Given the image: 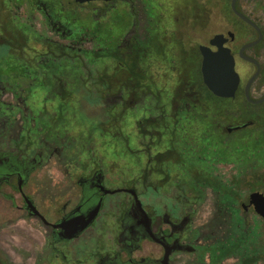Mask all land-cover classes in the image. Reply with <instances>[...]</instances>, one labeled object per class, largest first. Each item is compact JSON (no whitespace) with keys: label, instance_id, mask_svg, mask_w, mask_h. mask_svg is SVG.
I'll return each instance as SVG.
<instances>
[{"label":"flooded vegetation","instance_id":"flooded-vegetation-1","mask_svg":"<svg viewBox=\"0 0 264 264\" xmlns=\"http://www.w3.org/2000/svg\"><path fill=\"white\" fill-rule=\"evenodd\" d=\"M139 2L0 0V201L45 229V264H210L205 252L215 263L214 246L200 244L194 227L203 191L231 220L253 211L228 194L217 169L264 149V27L236 1L260 32L240 54L259 33L230 3L235 18L220 7L244 25L229 21L232 31L217 33H233L224 46L239 76L234 96L220 98L202 82L198 51L216 34L194 45L193 27L171 6ZM188 69L197 87L178 85ZM7 93L11 101L2 99ZM125 118L140 141L133 152L121 133ZM95 140L111 156L119 141L122 154L140 158L137 177L114 178ZM53 159L64 167L59 180L36 181ZM105 235L111 241L101 251ZM85 236L88 243L75 245Z\"/></svg>","mask_w":264,"mask_h":264},{"label":"rangeland","instance_id":"rangeland-1","mask_svg":"<svg viewBox=\"0 0 264 264\" xmlns=\"http://www.w3.org/2000/svg\"><path fill=\"white\" fill-rule=\"evenodd\" d=\"M159 1L171 6L170 8L177 13L179 20L193 27L190 38L194 45L206 44L214 34H225L226 31H232L228 24L229 21L232 23L231 27L236 26L237 29H241L244 26L237 20L226 17L222 13L220 2L216 0L210 4H203L198 0H147L151 4H158ZM135 2L140 4L139 0ZM239 6L246 15L264 27V0H240ZM137 15V20L142 21L143 14L139 12ZM259 59L264 62V53L260 54ZM187 73L188 76L194 77L192 69H188ZM34 95L41 99L39 94ZM2 99L11 101L12 98L7 93ZM133 123V119L125 118L121 125V133L129 136L131 152L139 148L140 143ZM97 143L102 144V146L98 145V148L105 152L104 159L113 161L110 174L114 178L123 176L133 180L137 177L140 158L137 160L138 157L133 156L132 153L122 154L123 147L119 141L117 144L114 143L113 156L110 153L111 149L104 146L105 140H99ZM258 162L257 159H253L241 165H227L217 169L228 194L234 193L237 201L243 205H247L249 193L264 192V184L261 186L257 184L258 180L264 183L263 177L258 180L256 177L257 175L264 176V166L259 168ZM63 168L62 164L53 159L48 163L49 173L46 169L40 170L35 179L40 183L43 181L57 182L60 178L59 172ZM35 201L41 204L40 197L35 196ZM21 215L22 213L11 210L8 202L0 201V263L45 264L41 259L46 245L45 229L33 218L20 219ZM241 215V220H231L229 210L218 204L216 195L209 189L203 191L195 211L194 227L200 230L202 236L199 243L214 246L217 254L214 255L215 263H211V253L205 252L204 261H210V264H239V261H243V264H264V220L252 210H249L247 214L241 211ZM81 240L75 245L88 243L87 236ZM110 241V235L102 236L99 239V250L108 249ZM219 253L226 256L225 261H220L221 254Z\"/></svg>","mask_w":264,"mask_h":264},{"label":"water","instance_id":"water-1","mask_svg":"<svg viewBox=\"0 0 264 264\" xmlns=\"http://www.w3.org/2000/svg\"><path fill=\"white\" fill-rule=\"evenodd\" d=\"M75 1L83 3L95 0ZM236 1L237 0H230V10L232 13L242 22L256 29L259 33V38L256 41L242 47L240 51L241 54L243 50L253 47L259 42L260 32L251 20L236 10ZM228 38L232 40L233 33L228 32L227 38H225L223 34H216L209 40V46H198V51L201 56L200 73L202 82L214 96L220 98H232L239 84V76L234 68L235 64L233 56L231 55L230 50L224 46ZM210 47H215L216 50L212 51ZM243 59L257 65V63L252 59L245 57H243ZM253 78L250 79L249 83ZM25 204L31 213L35 215L37 214L35 208L29 200L26 199ZM247 204L252 207L253 212L258 217L264 220V193L258 191L249 193Z\"/></svg>","mask_w":264,"mask_h":264},{"label":"trees","instance_id":"trees-1","mask_svg":"<svg viewBox=\"0 0 264 264\" xmlns=\"http://www.w3.org/2000/svg\"><path fill=\"white\" fill-rule=\"evenodd\" d=\"M198 1H200V2H203V4L205 3V4H210V3H212V1H214V0H198ZM217 2H220L219 3V5L222 7V10H223V13L227 16V15H229V16H232L233 18H235L234 16H233V14L231 13V11L229 10V8H228V6H229V3H230V0H216ZM203 6V5H202ZM128 72H129V74H132L134 77L136 76V73L135 72H133V70H131V69H129L128 68ZM191 75V74H190ZM177 82H178V85L180 86V87H185V86H191V85H193V86H198L199 85V81H198V78H197V75H196V73L194 72V77H192V76H188V74H186V75H179L178 76V78H177ZM85 99H89V96H87V97H85ZM257 149H260L259 147L257 148ZM264 150V149H263ZM262 150V152L260 153H258L257 155H256V157H251V158H248L247 159V161H252L253 159H257L259 162V164H257V166L260 168V167H262V166H264V151ZM261 162V163H260ZM244 163H246V162H243V164ZM264 168V167H263ZM257 177V180H258V178H264V176H262V175H257L256 176ZM257 184L259 185V186H261L262 184H264V183H262V182H260L259 180H258V182H257ZM227 194V193H226ZM244 239H245V237H243Z\"/></svg>","mask_w":264,"mask_h":264}]
</instances>
